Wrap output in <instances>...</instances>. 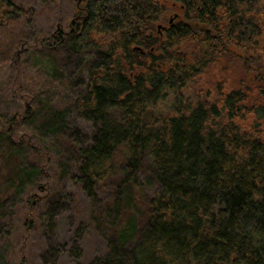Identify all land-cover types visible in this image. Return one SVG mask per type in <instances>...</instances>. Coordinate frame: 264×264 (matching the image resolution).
Returning <instances> with one entry per match:
<instances>
[{
  "label": "trees",
  "instance_id": "obj_1",
  "mask_svg": "<svg viewBox=\"0 0 264 264\" xmlns=\"http://www.w3.org/2000/svg\"><path fill=\"white\" fill-rule=\"evenodd\" d=\"M72 12L47 36L9 37L0 60L20 101L0 111V264H31L38 229L41 264H56L72 211L76 241H104L88 264H264V0ZM23 15L0 0V37Z\"/></svg>",
  "mask_w": 264,
  "mask_h": 264
},
{
  "label": "rangeland",
  "instance_id": "obj_2",
  "mask_svg": "<svg viewBox=\"0 0 264 264\" xmlns=\"http://www.w3.org/2000/svg\"><path fill=\"white\" fill-rule=\"evenodd\" d=\"M11 1H14L16 2V4L23 6L26 15H23V18H21L20 21L16 22V24L11 27V31L3 30L5 34L3 37L0 38H5V40L4 42H2V44H0V60L6 55L5 51L7 50L10 42H12V40L9 41V37H11L12 35L14 37L18 34L24 35L28 31L32 32L31 30H28V27L32 26L31 29L35 30V34L39 36H47L48 34L52 33V31L57 27V25L62 23L63 27L66 28L70 24L71 16L73 13L72 8L76 11L79 10L77 8L76 0H72V3H61L60 8L55 12H49V10L43 7L41 5V2H38L37 0ZM175 18L176 15L171 14L167 18H165L164 21H161L159 25L163 27L167 26L171 21L175 20ZM159 25L158 32L161 33L163 27L159 29ZM25 48L26 47L24 45L21 48H17L18 50L16 51V56L20 57L21 53ZM222 68L227 69L226 72L229 74L235 71V66L233 63H226L222 65ZM9 74L10 73L6 66V63H2L0 61V111L3 112L11 111L15 109L18 104H20V101L18 99H10L4 93V84H6L5 82L9 78ZM83 210H85V215L83 217L86 219L87 212L85 207ZM79 211L82 210L80 209ZM16 213L20 217V208L16 209ZM77 223L78 222L76 220V215L73 211L61 220L59 229L57 230V244H59V248L63 249L64 252L57 257L56 264H88L97 254L104 250V241L92 229L88 230L86 235H83V238L80 241H76L74 237V232L76 230ZM28 244L32 245V249L30 252L31 264H41L39 254L45 248L46 245L44 233H42L40 229L32 233L30 235V238L28 239ZM76 244L82 246L84 250V257L80 261H77L74 256L71 255V249H73Z\"/></svg>",
  "mask_w": 264,
  "mask_h": 264
},
{
  "label": "flooded vegetation",
  "instance_id": "obj_3",
  "mask_svg": "<svg viewBox=\"0 0 264 264\" xmlns=\"http://www.w3.org/2000/svg\"><path fill=\"white\" fill-rule=\"evenodd\" d=\"M77 1V7L80 9L81 6H83L88 0H76Z\"/></svg>",
  "mask_w": 264,
  "mask_h": 264
},
{
  "label": "water",
  "instance_id": "obj_4",
  "mask_svg": "<svg viewBox=\"0 0 264 264\" xmlns=\"http://www.w3.org/2000/svg\"><path fill=\"white\" fill-rule=\"evenodd\" d=\"M176 17H177V15H176ZM172 22V21H171ZM163 26H161V25H159V29H161Z\"/></svg>",
  "mask_w": 264,
  "mask_h": 264
}]
</instances>
